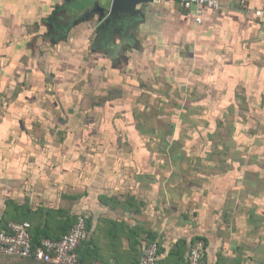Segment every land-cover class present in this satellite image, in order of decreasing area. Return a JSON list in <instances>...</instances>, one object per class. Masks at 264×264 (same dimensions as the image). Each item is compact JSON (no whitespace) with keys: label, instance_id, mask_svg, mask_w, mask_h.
I'll list each match as a JSON object with an SVG mask.
<instances>
[{"label":"crops","instance_id":"0c3cea01","mask_svg":"<svg viewBox=\"0 0 264 264\" xmlns=\"http://www.w3.org/2000/svg\"><path fill=\"white\" fill-rule=\"evenodd\" d=\"M218 1L197 25L171 1L0 0V228L58 240L83 216L89 264L154 241L158 264H187L198 238L207 264H264V0ZM70 75L83 115L74 87L47 95Z\"/></svg>","mask_w":264,"mask_h":264},{"label":"built area","instance_id":"2783aa9c","mask_svg":"<svg viewBox=\"0 0 264 264\" xmlns=\"http://www.w3.org/2000/svg\"><path fill=\"white\" fill-rule=\"evenodd\" d=\"M171 1L185 10H193V19L201 25L206 9H219L218 0H155ZM257 18L264 19V11L255 12ZM87 239L86 219L79 216L75 224L58 240L44 238L37 245L33 243L28 222H8L0 228V256L33 259L42 264H84L78 261L77 250ZM159 243L154 241L142 250L138 264H158ZM187 264H207L205 242L193 240L188 249Z\"/></svg>","mask_w":264,"mask_h":264},{"label":"rangeland","instance_id":"374dc122","mask_svg":"<svg viewBox=\"0 0 264 264\" xmlns=\"http://www.w3.org/2000/svg\"><path fill=\"white\" fill-rule=\"evenodd\" d=\"M65 62V60H61V62ZM80 68H81V66H80ZM50 71H54V70H50ZM81 77H84V76H75V75H70V76H67V78L65 79V82H63L62 84H58L59 83V79H60V75H51V77H49L48 75L46 76V78H47V81L49 82V80H50V83H49V85H51V84H53V82H58L57 83V86H61V89H58L57 87H56V90H53L50 94H47V95H49L48 96V98H53V99H55V100H62L63 101V103L65 104V100H66V98L64 97V95L66 94V92L63 90L65 87H66V85H68V87L69 88H71V86L72 87H74L75 89H74V91L75 92H73L74 93V95H73V97H71V98H69V99H73V101H74V108H75V110H76V112H75V114L77 113V114H81V115H83V114H85L84 112H86L85 111V109H88V108H84L85 107V105H83V104H80L79 106H76V102H79L78 100H75L74 99V97H77V94H79L80 96H82V97H84V95H86L87 94V91H85V87H83V88H81L80 86H81V82H80V79H81ZM26 78H28V77H26ZM84 79L85 80H87V78L86 77H84ZM64 80V79H63ZM22 84H24V85H26V86H28L29 85V81H27V79L25 80V81H23V83ZM48 85V87H50ZM23 90V89H22ZM69 91H71V90H68V92ZM165 91H167V88H166V90ZM15 92L16 91H9V93H1V96L0 97H3V98H7V97H10L11 96V98H12V95H14L15 94ZM49 93V92H48ZM186 93H188V92H186ZM45 94V93H44ZM45 94V95H46ZM71 94V93H70ZM111 96H113V94L111 93ZM79 100H83V98H79V97H77ZM105 98L106 97H103L102 99H103V101H105ZM95 99V98H94ZM61 101V102H62ZM86 102V101H85ZM100 102H102V100L100 99ZM86 104V103H85ZM76 106V107H75ZM51 107H54V105H52ZM79 107V108H78ZM45 108H48V109H50V110H52L49 106H45ZM64 108V107H63ZM77 109H79V111H77ZM58 112H59V114H60V109L58 110ZM79 112V113H78ZM173 118H174V116H172ZM186 122H187V120H186ZM184 124V123H183ZM182 124V125H183ZM182 125H180V126H178V130H186V131H188L187 133H186V135H179V136H181L182 138L181 139H183V140H179V144H177L178 146L180 145V146H182V147H184V148H186V149H188L190 152H192V150H193V148L194 147H197V146H203V143H201V142H199V139H197V137H193V136H191V133H190V126H189V124H187V126H182ZM176 129V130H177ZM178 133V131H175V134H177ZM179 134V133H178ZM185 137H186V139H185ZM194 138H196V139H194ZM177 142H178V140H177ZM176 145V146H177ZM5 258H8L9 260L10 259H12V261L16 264H39V263H37V262H34V261H31V260H22V259H18V258H9V257H5V256H0V260H2V259H5ZM12 261H11V264H13L12 263ZM2 262L0 261V264H1ZM2 264H5V263H2Z\"/></svg>","mask_w":264,"mask_h":264},{"label":"water","instance_id":"95a60500","mask_svg":"<svg viewBox=\"0 0 264 264\" xmlns=\"http://www.w3.org/2000/svg\"><path fill=\"white\" fill-rule=\"evenodd\" d=\"M153 0H112L110 14L134 13L139 5L148 4Z\"/></svg>","mask_w":264,"mask_h":264},{"label":"trees","instance_id":"16d2710c","mask_svg":"<svg viewBox=\"0 0 264 264\" xmlns=\"http://www.w3.org/2000/svg\"><path fill=\"white\" fill-rule=\"evenodd\" d=\"M0 222H1V220H0ZM8 222H5V223H3L4 224V226L3 227H5V225L7 224ZM1 228H2V226H1ZM86 228H87V222H86ZM39 242H37V243H35L34 242V244L35 245H37ZM89 244H90V238L88 237V230H87V239L81 244V246L78 248V250H77V256H78V261L79 262H81V263H84V264H89V263H87V262H84L83 260H81L80 259V257H79V252H80V249H82V248H85L86 250H90L89 249ZM149 244H142L141 245V250H140V252H141V257H142V250H143V248L145 247V246H148ZM159 250H160V247H159ZM159 256H160V251H159ZM140 257V258H141ZM9 258H11V257H9ZM22 260H31V261H35V260H33V259H22ZM140 260V259H139ZM160 260V259H159ZM37 262V261H36ZM39 263V262H38ZM40 264H42V263H40Z\"/></svg>","mask_w":264,"mask_h":264}]
</instances>
